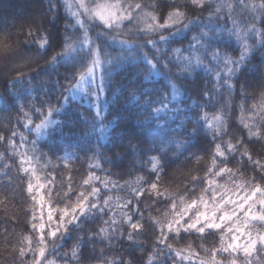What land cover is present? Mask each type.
<instances>
[{"label":"trees","instance_id":"trees-1","mask_svg":"<svg viewBox=\"0 0 264 264\" xmlns=\"http://www.w3.org/2000/svg\"><path fill=\"white\" fill-rule=\"evenodd\" d=\"M104 3L123 5L118 26L97 18ZM97 62L98 109L92 96L91 104L70 96ZM262 102L264 0H0V133L9 134L0 144V193L19 216L13 224L0 211V237L32 232L31 201L15 171L26 146L41 176L72 174L78 183L92 172L119 182L118 195L134 200L132 223L142 225L133 231L128 212L111 224V212L88 209L33 249L28 264H41L37 253L43 264H186L157 243L168 201L132 190L157 176L180 184L202 175L218 145L241 141L225 163L264 180L247 158L264 157ZM219 237L181 232L169 243L212 248ZM2 258L20 260L15 252Z\"/></svg>","mask_w":264,"mask_h":264},{"label":"snow or ice","instance_id":"snow-or-ice-1","mask_svg":"<svg viewBox=\"0 0 264 264\" xmlns=\"http://www.w3.org/2000/svg\"><path fill=\"white\" fill-rule=\"evenodd\" d=\"M104 7L110 10L109 21L121 16L122 4L111 3ZM92 70L90 68L89 72ZM79 79L83 80L84 76ZM258 110V119L264 118V102L260 103ZM8 135L0 133V144L7 143ZM242 146L243 141L230 147L223 143L218 145L204 173H189L185 182L180 184L167 183L163 177L157 176L146 187L133 188L135 198L156 197L168 201L167 211L158 221L157 243L168 247L180 261L186 264H260L264 259V180L258 183L255 175L246 177L240 170L225 163L228 154ZM247 158L255 160L260 175L264 176V157H253L249 152ZM8 166L12 167V162ZM37 167L35 159L29 158L25 146L21 155L15 158V171L18 183L23 185L24 196L31 201L27 218L31 220L29 227L32 232L26 237L23 232L17 236L13 229L0 237V264H4V252H15L20 258L19 264H28L33 249L46 248L49 235L55 237L69 221H74L91 208L111 212V224L116 223V217L128 212L133 231L142 228L139 223H132L130 210L134 200L118 195L119 182L113 184L111 180L92 172L82 175L78 183L72 174L57 182L56 175L49 173L41 176ZM201 179L200 187H193V183ZM221 180L224 182L221 183ZM17 194L13 192V195ZM135 207L139 209L140 205L135 204ZM0 211L13 224L19 220L17 209L3 193H0ZM213 231H219L220 237L219 243L212 248L203 245L177 248L169 243V234L195 232L202 236ZM36 258L43 264V258L38 253Z\"/></svg>","mask_w":264,"mask_h":264},{"label":"rangeland","instance_id":"rangeland-1","mask_svg":"<svg viewBox=\"0 0 264 264\" xmlns=\"http://www.w3.org/2000/svg\"><path fill=\"white\" fill-rule=\"evenodd\" d=\"M80 2V0H79ZM109 3H104L99 6V8L96 10V16L97 18L102 21L104 24H109L113 26H118L117 21H121V16L118 19H113L111 21L108 20V12L110 10L105 9V5H108ZM83 6V5H82ZM82 23V22H81ZM78 24L80 25L79 21ZM102 62L95 63L91 69H93L91 72L88 71V73L84 76V79L79 82V84L71 91L70 96L73 99H86L87 102H90V96L95 98L96 106L95 108H99L100 105L104 102V97L102 93ZM92 91L91 94H88L90 91ZM54 120H49L47 123L43 124L39 129V134L41 136H47V129L49 125L54 124ZM51 237V235H49Z\"/></svg>","mask_w":264,"mask_h":264}]
</instances>
